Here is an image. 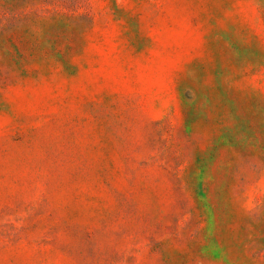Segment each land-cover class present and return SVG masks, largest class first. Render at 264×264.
<instances>
[{
	"label": "rangeland",
	"instance_id": "374dc122",
	"mask_svg": "<svg viewBox=\"0 0 264 264\" xmlns=\"http://www.w3.org/2000/svg\"><path fill=\"white\" fill-rule=\"evenodd\" d=\"M0 264H264V0H0Z\"/></svg>",
	"mask_w": 264,
	"mask_h": 264
}]
</instances>
